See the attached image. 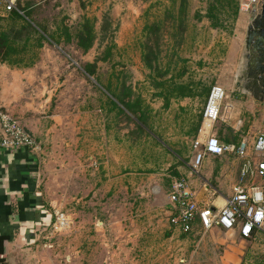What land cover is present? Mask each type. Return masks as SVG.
I'll return each mask as SVG.
<instances>
[{
    "label": "rangeland",
    "instance_id": "1",
    "mask_svg": "<svg viewBox=\"0 0 264 264\" xmlns=\"http://www.w3.org/2000/svg\"><path fill=\"white\" fill-rule=\"evenodd\" d=\"M30 1L35 2L34 16L51 30L61 22L75 30L85 15L97 18L98 38L87 53L75 42L47 43L51 51L44 64L33 65L20 102L26 109L19 121L40 144L41 189L54 211L52 224L41 230L29 255L45 254L52 264H223L222 247H204L202 234L184 233L170 223L166 201L173 171H192L194 142L200 136L194 129L207 99L174 98L165 107L159 84L201 82L199 91L223 86L236 113L250 124L262 102L244 92L237 78L253 9H240L235 21L226 15L224 25L215 28L207 17L199 18L210 0H189L181 29L178 3L170 0ZM169 9L176 22H166ZM107 17L112 23L101 33ZM156 21L166 22L159 49L156 35L145 29ZM148 43L161 50L154 61L158 70L144 63ZM108 46L110 59L99 60L96 74H88L85 64ZM110 84L120 94L131 88L133 98L142 97L149 108L145 130L133 116L111 109L110 100L116 98L106 88ZM221 127L218 122L215 129ZM213 162L217 169L210 182L217 186L223 162ZM159 185L162 190L155 192ZM61 216L66 225L56 226ZM12 250L14 257L22 256ZM250 250L242 264H264V248Z\"/></svg>",
    "mask_w": 264,
    "mask_h": 264
},
{
    "label": "crops",
    "instance_id": "2",
    "mask_svg": "<svg viewBox=\"0 0 264 264\" xmlns=\"http://www.w3.org/2000/svg\"><path fill=\"white\" fill-rule=\"evenodd\" d=\"M8 13L5 3L0 0V15H7ZM47 46L45 45L41 49L40 60L35 63L36 66L44 64L43 60L46 58L47 53L51 51V47ZM32 68L33 66H11L0 61V109L8 110L18 119L26 109H22L20 102L23 101L26 88L28 84L30 85V79L34 74ZM227 102L232 106L230 119L218 121L222 123L223 127L216 130L217 122L212 132L205 128L203 123L198 139L206 140L210 132L215 133L223 142H225L224 137L226 135H229L230 138L238 139L237 144L242 139H247L251 145L248 158L252 164L264 161V153H257L253 149V142L260 131L264 129V104H262L264 102L261 103L256 112L252 111L250 124L245 122L246 118L236 113L234 102L229 99H227ZM244 123L248 124L245 126ZM1 137L0 132V140ZM194 159L195 152L193 153ZM214 159L223 162L222 167L218 171L221 175L220 177L216 176L219 180V185L217 186L210 182L217 169L213 165ZM243 164L244 159L234 154L208 155L200 167V172H196L198 173L196 177L193 174V169L192 171L189 170L191 173L188 170L178 169L173 172H178L179 176L188 181L190 188L196 192L197 200L201 206L218 209L222 208L226 204L227 199L232 196L234 186L240 181ZM249 176H247L246 182L257 184L264 190V176ZM176 178H179L178 175L171 178L168 192L166 191V201L171 207L170 218L173 214V209L169 193L172 182ZM159 189L162 190L160 185L155 192H158ZM45 197L41 189L39 155L24 149L17 151L6 150L0 144V236L6 237L4 241L5 264L8 261L12 262V260L16 262L14 264H18L20 260V264H52L51 259L45 254H36L35 258L29 255V251L35 249L36 244H38L41 230L47 229L54 219V211L49 208ZM159 211L160 206L156 208V212ZM192 230L202 234L200 242L204 247L212 244L223 248L221 255L223 264H242L250 256L249 251H251V248L257 249L258 246L264 248L263 232H254L251 237H245L242 235L239 226L226 230L222 226L215 224L206 229L200 216L196 217ZM13 247L20 250L22 255L20 258L14 257L12 253Z\"/></svg>",
    "mask_w": 264,
    "mask_h": 264
},
{
    "label": "trees",
    "instance_id": "3",
    "mask_svg": "<svg viewBox=\"0 0 264 264\" xmlns=\"http://www.w3.org/2000/svg\"><path fill=\"white\" fill-rule=\"evenodd\" d=\"M172 3L179 6L180 21L179 27L184 28L185 20L188 14L189 0H170ZM229 7V8H227ZM35 2L26 0H17V9L9 11L7 15H0V61L16 67H32L40 58L41 49L47 44L61 45L62 42L73 43L84 53H87L95 44L98 38L97 18L84 16L83 21L79 23L75 30L71 25L61 22L56 29L51 30L47 25L38 21L35 15ZM240 12V0H210L205 14L199 15V18L207 17L211 25L215 28L224 25L225 16L231 17L234 21L237 20ZM168 18L175 21V13L172 9L167 12ZM165 21L153 22L147 24L145 29L150 34L156 35V47L160 48V41L162 38L163 28L166 26ZM176 22V21H175ZM112 23L111 19L107 17L102 25V31H106L108 26ZM114 44V43H113ZM143 60L148 68L151 70H158L154 66V61H158L161 50L156 51L149 43L143 46ZM112 55V46H108L102 55L96 57L95 61L87 62L84 66L86 72L90 75H95L98 68L99 60L107 61ZM169 70H166L162 75H166ZM181 72L179 75H183ZM166 82H160L162 90L158 95L165 100V107H169L171 100L184 97H206L209 96L211 87L203 86V91H199L200 84H193L189 82H176L165 88ZM107 90L116 99H111L113 107L111 109H118L119 113L124 114L132 120L134 117L135 123L141 130L148 127L149 108L145 105L141 96L133 98V90L128 88L127 92L119 93L112 89V85L106 86ZM203 125V111L199 115L197 126L194 129L195 135L200 131ZM227 143L237 144L238 139L230 138L229 135L224 137ZM178 154L180 151L177 152ZM179 176L178 172H174ZM194 225V222H193ZM184 232V231H183ZM191 232V231H189ZM184 232V233H189ZM6 237L0 236V264H5L6 256L4 255V241Z\"/></svg>",
    "mask_w": 264,
    "mask_h": 264
},
{
    "label": "built area",
    "instance_id": "4",
    "mask_svg": "<svg viewBox=\"0 0 264 264\" xmlns=\"http://www.w3.org/2000/svg\"><path fill=\"white\" fill-rule=\"evenodd\" d=\"M7 11L17 9L16 0H2ZM261 0H240V9L249 11L260 4ZM228 92L218 84L212 86L203 109L204 127L212 132L218 121H227L232 113V106L227 102ZM1 146L6 150H26L38 153L40 144L37 139L8 110L0 109ZM209 133L206 140L197 139L194 142L195 159L192 169L198 172L206 156L234 154L244 159L241 178L234 186L233 194L222 208L201 206L185 178H176L172 182L169 193L173 214L171 224L184 232L192 231L193 222L200 216L206 229L217 224L226 230L240 227L243 236L251 237L254 232L264 233V190L257 184L246 182L248 175L264 176V161L252 164L250 143L242 139L239 144L225 143L215 133ZM257 153H264V129L253 142ZM249 176V177H250ZM66 225L63 216L58 218L56 226Z\"/></svg>",
    "mask_w": 264,
    "mask_h": 264
},
{
    "label": "water",
    "instance_id": "5",
    "mask_svg": "<svg viewBox=\"0 0 264 264\" xmlns=\"http://www.w3.org/2000/svg\"><path fill=\"white\" fill-rule=\"evenodd\" d=\"M247 29L237 83L243 91L264 102V0L253 10Z\"/></svg>",
    "mask_w": 264,
    "mask_h": 264
}]
</instances>
